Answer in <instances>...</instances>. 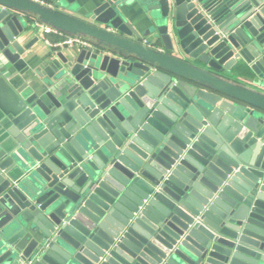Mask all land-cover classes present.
Here are the masks:
<instances>
[{"label": "water", "instance_id": "obj_1", "mask_svg": "<svg viewBox=\"0 0 264 264\" xmlns=\"http://www.w3.org/2000/svg\"><path fill=\"white\" fill-rule=\"evenodd\" d=\"M32 18L95 42L15 89ZM92 19L0 0V264H264V0H100Z\"/></svg>", "mask_w": 264, "mask_h": 264}, {"label": "crops", "instance_id": "obj_2", "mask_svg": "<svg viewBox=\"0 0 264 264\" xmlns=\"http://www.w3.org/2000/svg\"><path fill=\"white\" fill-rule=\"evenodd\" d=\"M52 4H54V9L62 14H65L71 18L79 20L81 22H85L92 26H98L96 20L92 19L93 10L98 4L100 0H46ZM59 2V3H58ZM60 2L64 5H60ZM123 14L125 20L132 24V26L141 34L148 33L149 28L151 26V19L150 18V11L146 9L145 6L138 4L137 1L131 2L123 7ZM36 22H40L38 27L36 26ZM43 26H49L54 29L53 32L44 35ZM48 38L50 41L54 43L63 42L68 36H81L84 39L88 40L91 45L95 40L92 38L81 35L79 33H71L67 32L59 26H54L51 23L41 22L39 19L32 18L29 23V27L25 29V32L21 36V43L23 45L29 43L30 41H34L32 47L25 53L24 58L27 63L32 67L31 71L28 72L23 78L13 77L11 73H8L7 78L10 80L11 85L15 89L20 88L25 82L32 84L31 82H38L42 81V78L36 73L35 69H44V62L49 61L53 58H56V54L62 52L64 56L70 57L72 54L79 51L81 47L78 46H61V47H52L45 43L43 37ZM128 40L134 43L141 44L143 46L148 47L145 43V40L156 41L157 43L160 42L158 35L151 34L149 36L144 37L143 39L139 40L135 36H127ZM242 68V67H241ZM241 68L234 67L229 73L232 74L231 78L232 81L241 84L242 86H251L249 80L256 79L257 76L249 69V66L244 64L243 70ZM241 69V71L239 70ZM240 71V72H238ZM234 75V76H233ZM24 82V83H23ZM263 90V89H261ZM24 93L29 94L31 92L30 88H24ZM4 93V92H3ZM5 94V93H4ZM3 123H0V141L5 137L4 127H2Z\"/></svg>", "mask_w": 264, "mask_h": 264}, {"label": "built area", "instance_id": "obj_3", "mask_svg": "<svg viewBox=\"0 0 264 264\" xmlns=\"http://www.w3.org/2000/svg\"><path fill=\"white\" fill-rule=\"evenodd\" d=\"M33 1L38 2L40 4H44L46 6L54 7V4H52V3H50V2H48L46 0H33ZM35 24H36L37 27L39 25H41L40 22H36ZM109 30L115 31L113 28H109ZM53 31H54V29H52L51 27L43 26L44 35H47V34L53 32ZM43 39H44L46 44H48V45H50L52 47H61V46H69V47L78 46V47H81V48L82 47H84V48H91L92 47L91 43L88 40H86L83 37H81V36H68L63 42H58V43H54V42L50 41L48 38H45V36L43 37ZM145 43L148 46H150V47H154V48L158 47V46H156L154 44L153 41L148 40V39L145 40Z\"/></svg>", "mask_w": 264, "mask_h": 264}]
</instances>
